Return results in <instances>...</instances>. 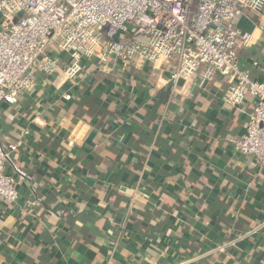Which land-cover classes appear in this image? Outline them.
Segmentation results:
<instances>
[{"label":"crops","instance_id":"crops-1","mask_svg":"<svg viewBox=\"0 0 264 264\" xmlns=\"http://www.w3.org/2000/svg\"><path fill=\"white\" fill-rule=\"evenodd\" d=\"M255 2L237 64L264 83ZM94 35L50 46L57 71L0 106L5 145L32 129L7 166L19 196L0 206V264H264V170L230 143L255 97L228 105L232 74L163 55L102 65Z\"/></svg>","mask_w":264,"mask_h":264},{"label":"built area","instance_id":"built-area-1","mask_svg":"<svg viewBox=\"0 0 264 264\" xmlns=\"http://www.w3.org/2000/svg\"><path fill=\"white\" fill-rule=\"evenodd\" d=\"M255 0H0V106L17 99L35 83L37 73L59 68L48 54L59 43L66 50L82 49L106 34L98 60L102 65L135 58L154 61L176 58L181 68L204 65L230 73L234 81L223 96L228 105L257 100L246 134L231 138L238 155L251 157L264 170V83L238 67L243 32L238 16ZM262 28V27H261ZM30 126L5 145L0 137V206L16 203L19 193L7 173L13 156L31 137ZM28 205L36 207L33 200Z\"/></svg>","mask_w":264,"mask_h":264},{"label":"trees","instance_id":"trees-1","mask_svg":"<svg viewBox=\"0 0 264 264\" xmlns=\"http://www.w3.org/2000/svg\"><path fill=\"white\" fill-rule=\"evenodd\" d=\"M168 95H169V90L161 91L160 94H159V103L166 101L167 98H168Z\"/></svg>","mask_w":264,"mask_h":264}]
</instances>
